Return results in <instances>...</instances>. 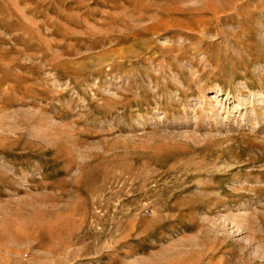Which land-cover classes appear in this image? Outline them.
<instances>
[{
    "label": "rangeland",
    "instance_id": "374dc122",
    "mask_svg": "<svg viewBox=\"0 0 264 264\" xmlns=\"http://www.w3.org/2000/svg\"><path fill=\"white\" fill-rule=\"evenodd\" d=\"M0 264H264V0H0Z\"/></svg>",
    "mask_w": 264,
    "mask_h": 264
}]
</instances>
